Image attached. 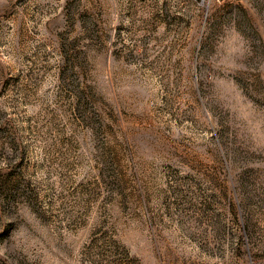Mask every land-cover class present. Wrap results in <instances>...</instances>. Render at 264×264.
Instances as JSON below:
<instances>
[{
	"label": "rangeland",
	"instance_id": "rangeland-1",
	"mask_svg": "<svg viewBox=\"0 0 264 264\" xmlns=\"http://www.w3.org/2000/svg\"><path fill=\"white\" fill-rule=\"evenodd\" d=\"M0 264H264V0H0Z\"/></svg>",
	"mask_w": 264,
	"mask_h": 264
}]
</instances>
